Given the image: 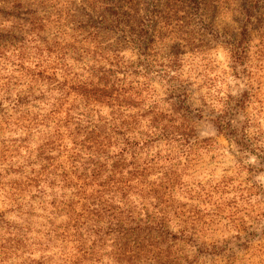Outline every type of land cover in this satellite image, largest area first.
<instances>
[{"label": "trees", "instance_id": "obj_1", "mask_svg": "<svg viewBox=\"0 0 264 264\" xmlns=\"http://www.w3.org/2000/svg\"><path fill=\"white\" fill-rule=\"evenodd\" d=\"M23 2L0 26V137L11 158H28L14 171L24 180L13 195L40 199L29 208L42 213L14 236L15 227L5 237L0 225V264L31 247L40 255L21 264H184L161 257V245L186 237L139 196L161 145L171 161L193 149L181 46L201 40L207 0H82L80 12L57 8V16ZM246 49L239 41L232 56ZM13 126L16 136L5 138Z\"/></svg>", "mask_w": 264, "mask_h": 264}, {"label": "rangeland", "instance_id": "obj_2", "mask_svg": "<svg viewBox=\"0 0 264 264\" xmlns=\"http://www.w3.org/2000/svg\"><path fill=\"white\" fill-rule=\"evenodd\" d=\"M14 2L0 0V26L11 24L6 13L20 8ZM30 2L24 0L23 8H49L52 16H57V8H83L82 0ZM201 8L197 15L204 23L197 26L204 33L197 34L201 40L195 47L185 42L181 46L186 60L182 78L188 81L187 104L196 135L193 149L182 150L171 161L165 160L167 146L161 145L160 164L150 171L149 186L139 198L150 215L165 219L169 230L186 237L162 243L164 259L176 257L184 264H264V0H207ZM239 41L247 49L237 59L231 49ZM162 52L166 56L169 50L163 47ZM0 73L6 76L5 71ZM153 86L160 94L167 92L163 83L155 81ZM14 130L16 126L2 135L15 137ZM8 146L0 137V225L5 237L12 227L17 228L14 236L27 226L25 220L36 225V215L42 213L30 209L40 199L27 193L13 195L11 186L24 180L14 171L26 155L11 158ZM33 167L25 166V171ZM158 235H153L156 240ZM28 236L38 235L32 231ZM31 248L5 264L37 258L40 254Z\"/></svg>", "mask_w": 264, "mask_h": 264}]
</instances>
